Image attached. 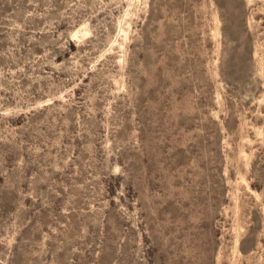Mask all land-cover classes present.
<instances>
[{
  "label": "rangeland",
  "instance_id": "1",
  "mask_svg": "<svg viewBox=\"0 0 264 264\" xmlns=\"http://www.w3.org/2000/svg\"><path fill=\"white\" fill-rule=\"evenodd\" d=\"M0 264H264V0H0Z\"/></svg>",
  "mask_w": 264,
  "mask_h": 264
}]
</instances>
